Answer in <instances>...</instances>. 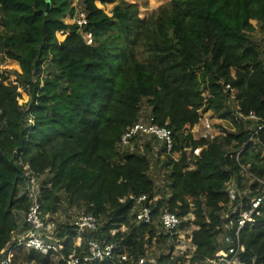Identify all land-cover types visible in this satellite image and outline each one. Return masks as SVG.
<instances>
[{"label":"trees","instance_id":"16d2710c","mask_svg":"<svg viewBox=\"0 0 264 264\" xmlns=\"http://www.w3.org/2000/svg\"><path fill=\"white\" fill-rule=\"evenodd\" d=\"M49 1L0 0V57L22 69L14 71L16 85L10 71L0 72V260L12 253L8 264H65L15 239L33 201L27 190L31 171L38 182L47 174L39 183L44 215L53 220L63 207L95 214L101 231L117 242V252L146 255L154 240L166 244L169 234L156 217L161 207L181 218L195 213L197 249L190 264H205L226 246L218 227L229 204L227 184L236 180L244 199L258 192V183H252L253 192L245 193L249 181L241 164L264 176V127L255 142L252 121L217 139L203 148L192 170L185 153L180 161L167 156L169 193L158 198L151 224L132 221L131 196L156 195L153 149L147 142L144 151L138 146L123 153L117 144L144 116L146 103L157 124L176 132L179 149L185 125L199 121L203 89L212 95L207 109L231 116L227 83L238 91L241 110H255L264 122V46L253 24L264 30V0H168L145 17L137 3L83 0L84 26L66 21L77 12L72 0ZM97 1L114 7L107 13ZM58 33L66 37L60 40ZM18 88L30 96L26 104L19 103ZM245 143L239 158L228 153ZM119 224L127 230L110 234ZM58 230L60 236L69 232L65 252H74L73 225L59 223ZM240 240L242 262L264 264V214L241 229ZM86 251L84 245L77 255ZM154 257L160 264L182 260L172 251Z\"/></svg>","mask_w":264,"mask_h":264},{"label":"built area","instance_id":"2783aa9c","mask_svg":"<svg viewBox=\"0 0 264 264\" xmlns=\"http://www.w3.org/2000/svg\"><path fill=\"white\" fill-rule=\"evenodd\" d=\"M74 21L80 26L87 25V13L77 10ZM253 24L258 31L260 29L258 22L254 20ZM85 39L88 43H92V34H85ZM258 43L264 46V30L262 29ZM15 79L9 81L16 85ZM5 82L8 83V81ZM225 91L227 92V103L230 106L231 116L222 117L213 109H207L212 95L208 89H203L202 96L204 100L199 109V121L195 124L185 125L183 129L185 140L179 149H176L179 141L175 131L169 127L160 126L152 116H143L138 122L125 130L117 144L118 150L126 153L139 146V149L144 151L146 143L149 142L152 151L163 158L170 156L173 160L180 161L183 153H185L190 160L188 168L192 170L196 167V160L201 155L203 148L210 146L217 139L239 133L241 126L243 124L247 125L249 121H252L254 125L248 127L256 128L250 140L258 141L256 140V134L264 127L261 117L255 110H250L247 113L241 110L237 96L238 91L231 83L225 84ZM188 135H191V137ZM194 140H202L204 143L196 145ZM245 146L246 143L242 149L237 151L230 147L228 153L236 154L239 158ZM261 152L264 153V149ZM241 167L244 176L249 181L248 190L245 193L249 195L253 192L252 183H258V192L244 199L243 192L236 180H232L227 184L226 191L229 196V204L222 210V225L218 227L223 229V241L226 246L218 250L213 257L208 258L205 264H246L240 258V253L245 250V246L240 240V231L247 224L250 226L255 225L258 217L264 214V176H257L250 171L249 163L247 165L241 164ZM27 177V190L28 194L33 197V201L24 217L25 229L17 234L15 238L18 245H24L27 249L45 255L58 256L64 260L65 264H98L104 262L108 264H160L154 256L150 255L151 248L146 255L139 256L127 250L117 252V242L110 240L101 231L99 218L95 214L87 212L79 214L71 224L76 232L73 235L74 239H72L75 250L66 254V242L71 239L69 232H65L63 236L59 235L58 225L49 219L48 214H43L40 186L35 174L29 171ZM131 197L135 199V206L132 209L134 219L132 218V221L137 225L142 223L151 224L158 217L162 232L165 235L169 234L166 242L169 249L163 253L172 251L173 256L179 255L182 257V260H179L178 263L190 264V260L197 249L193 240L194 231L199 228L198 224L194 222L196 214L190 212L187 216L181 218L169 207H161L155 217L154 209L156 208L158 196L151 197L148 194H142L139 197ZM58 214H55L53 219ZM126 230L127 226L125 224H119L110 228L109 232L115 235L118 231L124 233ZM84 245L87 246L86 254L77 255L78 248ZM11 257L12 253H9L6 260H0V264L10 263Z\"/></svg>","mask_w":264,"mask_h":264},{"label":"rangeland","instance_id":"374dc122","mask_svg":"<svg viewBox=\"0 0 264 264\" xmlns=\"http://www.w3.org/2000/svg\"><path fill=\"white\" fill-rule=\"evenodd\" d=\"M130 3H137L140 7V16L145 17L149 14H151L154 10H156L158 7L161 5L165 4L168 0H125ZM98 7L105 10L107 13H110L114 7V4H102L100 1L96 2ZM72 4L74 7H76V10L79 11H85L83 8V0H72ZM86 12V11H85ZM75 16V15H74ZM74 16H69L67 17L66 21L67 22H74ZM260 33L261 29H258V31L255 33L256 35V40L259 42L260 38ZM58 37L60 40H63L66 37V34L64 33H58ZM0 60L2 61L1 66H0V72L1 71H10V79H15V70L17 72H22V69L20 65L15 62L11 61L10 59L4 60L3 57H0ZM18 93H19V103L20 104H26L30 96L28 95L27 91L24 90L23 88H18ZM143 115L145 117L149 116V106L145 103L143 107ZM149 153V152H148ZM152 157V169H151V175L155 180V191H156V196L160 198L163 193H169L168 191V169L167 166L165 165L164 161L165 158L161 157L160 155H157L154 151L149 153ZM47 176V174L43 175L40 177V182ZM83 213V210L81 209H76V208H67L63 207V209L59 212L58 216H56L53 221L58 225L59 223H69L72 224L73 221H75L76 217ZM168 247L166 246L165 243H158L156 240H154L151 249H150V255L155 256L156 254H160L163 252L168 251Z\"/></svg>","mask_w":264,"mask_h":264},{"label":"water","instance_id":"95a60500","mask_svg":"<svg viewBox=\"0 0 264 264\" xmlns=\"http://www.w3.org/2000/svg\"><path fill=\"white\" fill-rule=\"evenodd\" d=\"M48 5H50V1L48 0Z\"/></svg>","mask_w":264,"mask_h":264}]
</instances>
